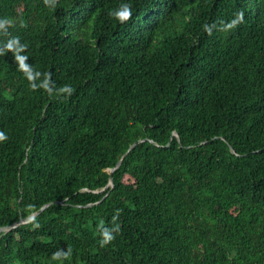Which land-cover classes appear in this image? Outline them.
Returning a JSON list of instances; mask_svg holds the SVG:
<instances>
[{"label":"trees","instance_id":"16d2710c","mask_svg":"<svg viewBox=\"0 0 264 264\" xmlns=\"http://www.w3.org/2000/svg\"><path fill=\"white\" fill-rule=\"evenodd\" d=\"M0 133V264H264V0H0Z\"/></svg>","mask_w":264,"mask_h":264},{"label":"water","instance_id":"95a60500","mask_svg":"<svg viewBox=\"0 0 264 264\" xmlns=\"http://www.w3.org/2000/svg\"><path fill=\"white\" fill-rule=\"evenodd\" d=\"M140 141H142V139H140V140H138V141H136V142H134L133 144H131V146L129 147V149H128V151L122 156V158L118 161V163L116 164V166L115 167H113L112 169H111V176H110V180H109V185H114V181H113V171L116 169V168H118L120 165H121V163H122V161H123V159L126 157V155L140 142ZM232 148V147H231ZM232 150H233V152H235L234 151V149L232 148ZM50 205V203H47V204H45L41 209H39L38 211H36V212H34L32 215H30V216H27L26 218H23V219H21L20 221H18V222H16V223H14V224H12V225H9V226H3V227H0V232H2V231H9V230H11L13 227H16V226H18V225H20L21 223H25V222H29V221H31V220H33L40 212H42L47 206H49Z\"/></svg>","mask_w":264,"mask_h":264},{"label":"clouds","instance_id":"9594fccd","mask_svg":"<svg viewBox=\"0 0 264 264\" xmlns=\"http://www.w3.org/2000/svg\"><path fill=\"white\" fill-rule=\"evenodd\" d=\"M4 134L0 133V139H4ZM118 230V227H114L113 229L109 230L107 228L101 227L100 235H101V245L107 244L111 239H113L112 232Z\"/></svg>","mask_w":264,"mask_h":264},{"label":"snow or ice","instance_id":"6c2138e0","mask_svg":"<svg viewBox=\"0 0 264 264\" xmlns=\"http://www.w3.org/2000/svg\"><path fill=\"white\" fill-rule=\"evenodd\" d=\"M124 15H126V13Z\"/></svg>","mask_w":264,"mask_h":264}]
</instances>
